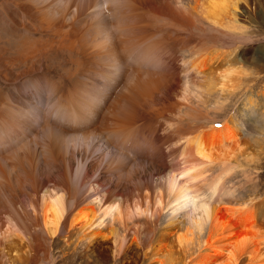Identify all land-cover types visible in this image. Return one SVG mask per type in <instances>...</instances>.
Listing matches in <instances>:
<instances>
[{"label":"rangeland","instance_id":"1","mask_svg":"<svg viewBox=\"0 0 264 264\" xmlns=\"http://www.w3.org/2000/svg\"><path fill=\"white\" fill-rule=\"evenodd\" d=\"M231 1L235 3L236 31L229 32L200 26L188 11L177 9V4L185 6L187 0H0V233L7 220L17 226L18 236L12 235L28 248L21 254L22 264L24 258H29L25 264H158L149 254L162 232L161 216L136 217L135 224L127 221L118 240L93 225L85 227L80 235L87 230L89 234L81 239L69 224L70 218L94 197H100L103 205L124 207L141 195V189L151 193L152 186H157V175L168 161L167 147L175 135L159 128L153 132L145 118L135 122L132 139H137V146L123 149L118 135L120 98L131 73L143 67L140 61L155 65L152 71L158 73L159 81L148 90L151 93L147 91L142 104L166 107L168 123L176 122L181 131L187 126L174 117L176 99L169 86L177 79L175 68L182 49L216 43L234 50L247 74L239 90L258 91L264 85V0ZM221 22L223 27L229 24L226 18ZM130 50L134 52L126 55ZM167 81L170 85L163 87ZM239 96L228 101L236 103L238 111ZM76 101L89 113L69 116ZM141 109L136 112L142 113ZM199 123L191 133L203 129ZM245 125L251 129L254 123L246 119ZM19 135L23 142L18 148L13 141ZM244 166H249L252 184L248 185L256 192L255 200L264 207V153ZM52 188H58L67 202L55 238H48L35 208L39 195ZM113 222H104L105 229ZM99 233L106 237L98 239ZM171 236L172 231L164 234L165 242ZM208 242L203 246L206 249L196 253L209 252L213 240ZM3 246L0 238V264H9L5 259L8 249ZM196 253L183 257L181 263L193 262ZM18 261L12 264H21Z\"/></svg>","mask_w":264,"mask_h":264},{"label":"bare ground","instance_id":"2","mask_svg":"<svg viewBox=\"0 0 264 264\" xmlns=\"http://www.w3.org/2000/svg\"><path fill=\"white\" fill-rule=\"evenodd\" d=\"M231 2L233 1L187 0L185 6L177 4V9L188 11L190 19L197 21L200 26L217 31L224 28L231 32L230 29L236 31L235 3L230 4ZM223 18H226L229 23L225 22L228 24L225 27H223L224 22H221ZM192 25L194 27L193 22ZM191 48L180 51L178 66L176 65L177 68H175L177 79L174 85L171 86L169 81L162 85L163 87L170 85L171 96L176 99L172 108L176 112L172 109L171 112L174 111L173 114L177 120L185 121L186 130H178V125L175 126L176 122L168 123L166 116L169 115H164L166 107L162 109L163 107L155 108L157 106L155 104H150L151 106L149 103L142 104L144 97L149 95L147 91L159 85V83L153 85L159 81L156 79L158 73L152 71L155 65H150V61L143 63L138 60L143 67L131 73L127 79V85L124 86L125 94L120 96L119 118H115L119 119L118 135L123 149L137 146V139L136 141L132 139L133 131L137 129L135 122L144 118L146 120L143 121L150 120L147 127L151 126L153 132L159 128L166 131V134L170 132L172 136L175 135L174 141L173 137L169 136V138L172 137V141L167 147L168 161L163 164V172L157 175V186H152L154 189L151 193L141 189V195L132 197L130 205H124V207L113 203L103 205L100 197H94L73 212L69 224H72V229L77 236L93 225L91 228L100 226L101 230H106L105 233L109 234L110 238L118 240L120 236L117 237V235L121 227L123 229L126 226L127 221L135 224L133 220L136 217L159 218L161 216L162 229L160 230L162 232L155 238L157 244L149 254L152 258L158 259V264H180L183 257L186 259L193 252L199 253L210 239L213 240L211 246H208L210 251L196 253V258L189 264H242L243 259L246 260L245 264H264V213L262 212L264 207L262 204L258 205L256 192L251 185H248L252 184L249 182L252 179L247 169L249 166H244L256 161L258 155L264 153V85L258 91L253 89L243 93L240 91L242 79L247 74L234 50L222 49L216 43L206 45L201 43L198 47ZM133 52L130 50L126 55H131ZM211 61L217 62L214 65ZM144 76L147 78L146 81L143 79ZM130 78L135 79L130 83V85L133 83L131 86L128 85V82L132 80ZM238 93L239 98L242 96L239 111L236 103L228 104L229 99ZM140 107L142 113L138 114L136 109ZM233 109L234 111L231 112ZM72 111L69 116L82 117L88 112L77 101L72 104ZM171 112H169L170 117ZM157 118L159 121L154 120ZM218 118L220 122L216 121ZM162 119L167 121V123L164 122V125L167 124L166 128H163ZM246 119L254 123L251 129L246 127ZM197 122H200L201 126L204 125L203 129L200 127L195 130L196 133H193L194 131L191 133V128ZM16 138L13 143L18 147L22 139L20 135ZM123 157L128 158V156ZM63 196L58 188L45 189L38 197L37 207H34L36 218L48 238L54 237L58 227L60 228L59 224L66 209L65 201L67 202V200L64 201ZM29 205L31 206L30 203ZM30 208L34 210L33 207ZM114 217H116L115 222H113ZM104 222L113 223L105 229ZM11 223L7 220L6 227L3 224L4 229L0 233V238L4 240L8 249L7 252L5 251L7 254L5 259L9 264L20 261L21 254L28 249L25 250L21 239L17 241L18 234L15 231L17 226L14 228L15 225ZM170 231H172L171 239L165 242L163 235ZM13 232L16 236L12 235ZM207 232L208 235H206ZM87 234H89L88 230L84 236ZM104 234L97 235L98 239L101 235V238H105ZM84 236L80 235L81 239H85ZM205 236H208V239H205ZM173 244L175 248L172 247ZM25 260L26 258L23 259L24 264L27 262Z\"/></svg>","mask_w":264,"mask_h":264}]
</instances>
